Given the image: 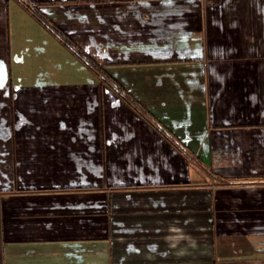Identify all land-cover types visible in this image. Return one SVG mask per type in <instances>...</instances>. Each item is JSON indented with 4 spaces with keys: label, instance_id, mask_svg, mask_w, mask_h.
<instances>
[{
    "label": "crops",
    "instance_id": "1",
    "mask_svg": "<svg viewBox=\"0 0 264 264\" xmlns=\"http://www.w3.org/2000/svg\"><path fill=\"white\" fill-rule=\"evenodd\" d=\"M25 1L180 148L0 0V264H264V0Z\"/></svg>",
    "mask_w": 264,
    "mask_h": 264
},
{
    "label": "trees",
    "instance_id": "2",
    "mask_svg": "<svg viewBox=\"0 0 264 264\" xmlns=\"http://www.w3.org/2000/svg\"><path fill=\"white\" fill-rule=\"evenodd\" d=\"M18 4L28 11L53 37H55L70 53H72L82 64H84L99 80L100 83L106 85L114 94L122 101L129 105L136 113H138L145 121L150 123L159 133L165 137L170 143L180 148L174 142L171 135L160 127L149 113L147 109L142 107L140 103L130 95V93L119 84L106 70L104 64L98 62L92 55L84 50L74 39L59 28L48 16L41 10L40 6L53 2L38 1L33 4L25 0H16ZM191 153L188 152V155Z\"/></svg>",
    "mask_w": 264,
    "mask_h": 264
}]
</instances>
